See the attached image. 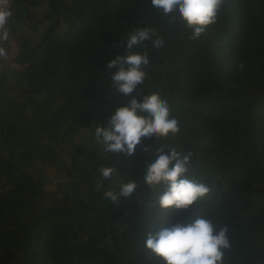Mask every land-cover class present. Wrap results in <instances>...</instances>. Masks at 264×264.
<instances>
[{
  "label": "trees",
  "instance_id": "16d2710c",
  "mask_svg": "<svg viewBox=\"0 0 264 264\" xmlns=\"http://www.w3.org/2000/svg\"><path fill=\"white\" fill-rule=\"evenodd\" d=\"M16 1L34 22L26 12L33 16L37 2L27 0L25 10ZM54 2L59 24L35 50L24 43L13 59L27 63L15 69L17 81L7 80L6 65L0 70V264H161L144 247L148 234L197 214L229 227L225 264H264V0H228L198 40L150 0ZM145 26L165 43L135 49L151 63L133 95L158 92L181 131L143 140L132 156L106 153L88 137L131 98L114 91L107 65ZM161 145L193 152L189 176L210 188L187 211L161 208L163 187L145 184ZM103 166L137 182L131 198L104 197L118 185L100 176ZM46 167L61 175L51 188Z\"/></svg>",
  "mask_w": 264,
  "mask_h": 264
},
{
  "label": "clouds",
  "instance_id": "9594fccd",
  "mask_svg": "<svg viewBox=\"0 0 264 264\" xmlns=\"http://www.w3.org/2000/svg\"><path fill=\"white\" fill-rule=\"evenodd\" d=\"M151 6L170 22H182L191 30L190 39L198 40L210 26L218 22L228 0H150ZM13 13L0 8V59H7V50L2 46L9 38L7 24ZM147 42L159 49L165 41L159 30L151 26L138 27L131 31L121 43L124 54L111 60L107 68L114 70L111 76L114 91L131 97L127 104L118 107L103 126L95 127V137L106 153H124L132 156L137 146L147 139H166L177 135L180 121L171 115L168 101L158 92L133 95L138 86L144 83L146 69L151 61L147 50L135 51L139 46L147 48ZM241 69L243 65L240 66ZM145 152L150 145L145 144ZM156 159L148 164L145 184L151 188L163 187L158 197L161 208L189 210L210 191L209 186L189 176L193 152H180L171 146L161 145L156 150ZM105 180L116 178L118 190L112 188L103 193L113 204L133 196L137 182H124L114 167L103 166L99 169ZM103 185L97 184L99 191ZM230 229L211 215L197 214L190 222H176L156 233H149L144 247L161 264H225L226 254L231 250Z\"/></svg>",
  "mask_w": 264,
  "mask_h": 264
},
{
  "label": "rangeland",
  "instance_id": "374dc122",
  "mask_svg": "<svg viewBox=\"0 0 264 264\" xmlns=\"http://www.w3.org/2000/svg\"><path fill=\"white\" fill-rule=\"evenodd\" d=\"M19 2L22 1L24 2V0H18ZM20 5V4H19ZM18 7V5H17ZM16 7V8H17ZM29 19L34 21V18L30 17L28 15ZM55 22V20H54ZM54 22L52 24H54ZM26 23V21L22 18L21 16V12L18 11V9H15L14 14L11 16V18L8 21L7 24V28L9 30V36H11V38L7 41L8 44L7 46H4L5 49L7 50V59H2L0 60V67L6 65V70H7V80L9 82L12 83V81H17V75L15 74V69H20V71H23V69L25 68L27 63H23L21 62L20 58H19V62H16L15 59L17 57V55L19 54V51H22L21 49H23L24 46H26V44H29L30 47L28 48V50L33 51V49L35 48L36 45H33L35 42H37V40L41 37L40 35H35L32 36L30 38L26 37L23 34V25ZM23 39H27L26 41H23ZM21 41V43L23 42V46L21 44V48L18 45L19 42ZM6 42V43H7ZM26 43V44H24ZM33 45V46H31ZM29 66V65H28ZM37 88V87H36ZM88 141H91V143L95 146V147H100V142L99 140L94 136L92 137H88ZM103 148V147H101ZM46 171V173L48 174V177L51 178V182L48 184V188L53 187L52 185L55 183L56 181V176L59 177L61 175L55 174L56 171L53 167H46L44 169Z\"/></svg>",
  "mask_w": 264,
  "mask_h": 264
},
{
  "label": "crops",
  "instance_id": "0c3cea01",
  "mask_svg": "<svg viewBox=\"0 0 264 264\" xmlns=\"http://www.w3.org/2000/svg\"><path fill=\"white\" fill-rule=\"evenodd\" d=\"M33 2H37L36 5L34 6V8H32V15L29 13L30 17L34 18V22H26L23 25V34L30 38L32 36H37L40 35L42 36L46 29L54 22L56 15L54 10L51 9V7L53 6V3H55L54 1H58V0H31ZM23 5V9L27 10V0H24V2L20 1ZM20 2L17 0L16 4L19 5ZM14 5L12 7V13L15 11L14 9ZM19 8H21V5H19ZM29 12V11H28ZM28 17V16H27ZM58 20L60 21V16H58ZM58 21V24H59ZM52 27H54V24H52L49 28L51 29ZM11 38V36H9L8 40ZM7 40V41H8ZM27 40V39H26ZM6 41V42H7ZM10 41V40H9ZM3 42L2 46H7L8 42ZM2 60V59H0ZM0 70H2V66L0 67ZM8 77V76H7Z\"/></svg>",
  "mask_w": 264,
  "mask_h": 264
},
{
  "label": "water",
  "instance_id": "95a60500",
  "mask_svg": "<svg viewBox=\"0 0 264 264\" xmlns=\"http://www.w3.org/2000/svg\"><path fill=\"white\" fill-rule=\"evenodd\" d=\"M26 14H27V16L29 15V12L27 11L26 12ZM55 15H56V18H55V22H54V26L55 25H57V23H58V16H59V13L56 11L55 12ZM43 41H44V39L43 40H41V41H39L38 43H36L35 45V48L33 49V50H35L39 45H41L42 43H43ZM153 64H156L155 62L153 63ZM152 64V65H153ZM110 74H114V73H112V72H109ZM105 75H106V73H103L102 75H101V79H100V81H99V83H98V86H100L103 82H104V80H105ZM50 83L49 82H47V83H44V84H42V85H40V86H38L37 88H36V90H40V89H42V88H44V87H46V86H48Z\"/></svg>",
  "mask_w": 264,
  "mask_h": 264
},
{
  "label": "built area",
  "instance_id": "2783aa9c",
  "mask_svg": "<svg viewBox=\"0 0 264 264\" xmlns=\"http://www.w3.org/2000/svg\"><path fill=\"white\" fill-rule=\"evenodd\" d=\"M13 2L14 0H0V8H7L11 10L12 12V7H13Z\"/></svg>",
  "mask_w": 264,
  "mask_h": 264
}]
</instances>
